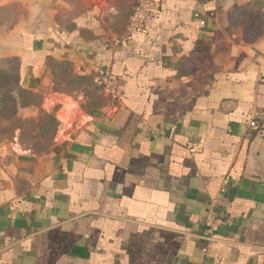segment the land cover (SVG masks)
<instances>
[{"label": "crops", "instance_id": "1", "mask_svg": "<svg viewBox=\"0 0 264 264\" xmlns=\"http://www.w3.org/2000/svg\"><path fill=\"white\" fill-rule=\"evenodd\" d=\"M136 3L0 0V264H264V0Z\"/></svg>", "mask_w": 264, "mask_h": 264}, {"label": "trees", "instance_id": "2", "mask_svg": "<svg viewBox=\"0 0 264 264\" xmlns=\"http://www.w3.org/2000/svg\"><path fill=\"white\" fill-rule=\"evenodd\" d=\"M14 81L12 77L4 72H0V120L11 121L14 119L20 108L29 105L34 101V97L24 90L20 84L19 73ZM101 86L103 84L101 83ZM104 87V86H103ZM50 118V117H48ZM52 126L56 125L54 118H51ZM0 121V122H1ZM258 129L253 131L254 133H260L261 128L255 120ZM49 123H47L48 125Z\"/></svg>", "mask_w": 264, "mask_h": 264}, {"label": "built area", "instance_id": "3", "mask_svg": "<svg viewBox=\"0 0 264 264\" xmlns=\"http://www.w3.org/2000/svg\"><path fill=\"white\" fill-rule=\"evenodd\" d=\"M154 6L155 0H137L128 28L130 36L148 29L149 25L155 18ZM102 84L109 93H112L113 90H115L111 73H106L104 75L102 78ZM249 126L252 131L258 129L255 120L250 121Z\"/></svg>", "mask_w": 264, "mask_h": 264}, {"label": "rangeland", "instance_id": "4", "mask_svg": "<svg viewBox=\"0 0 264 264\" xmlns=\"http://www.w3.org/2000/svg\"><path fill=\"white\" fill-rule=\"evenodd\" d=\"M13 22H16V21L14 20ZM10 23H12V22H10ZM0 72H4V73L8 74L15 81L16 78L18 77L17 76L18 63L16 61H14V60L0 61ZM47 123H49L48 126H47ZM24 124L28 125V127H29L31 132L35 128L38 127L37 123L24 122L18 116H16L11 121L2 120L0 122V142H3V141L8 140V139H11L15 135L16 130L21 128ZM41 125H42V127H44V125H46L47 128H50L49 130H52L54 128V126H52L51 118H45ZM43 136L46 138L47 144L50 143L51 135L45 136L43 134ZM35 150L38 151V152H41V151H45L46 149L39 147V148H36Z\"/></svg>", "mask_w": 264, "mask_h": 264}]
</instances>
